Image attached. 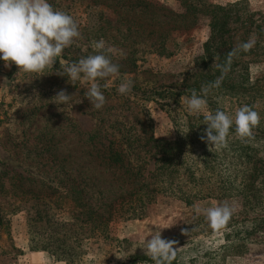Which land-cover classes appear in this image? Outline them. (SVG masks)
<instances>
[{"label":"rangeland","instance_id":"rangeland-1","mask_svg":"<svg viewBox=\"0 0 264 264\" xmlns=\"http://www.w3.org/2000/svg\"><path fill=\"white\" fill-rule=\"evenodd\" d=\"M237 1L241 0H49L74 18L81 37L42 76L19 71L15 64L7 68L0 60V264H154L139 259L148 256L138 244L155 231V225L169 224L161 235L176 241V264H264V224L254 231L235 232L241 227L248 230L246 219L264 218V199L250 208L241 195H227L203 163L199 142L187 144L183 151L185 167L193 175L190 203L159 194L139 218L119 208L125 196L115 189V172L95 153V146L103 149L99 142L106 145L118 134L138 139L186 133L187 98L166 109L139 96L155 88H176L199 73L195 59L202 54L210 31L205 6ZM243 1L253 14L252 27H238L225 38L236 49L254 41L250 51L238 54L254 82L264 77V33L258 36L253 29H264V0ZM187 3L202 11L192 12ZM247 28L251 30L246 33ZM101 39L111 47L110 58L120 68L118 75L97 81L106 97L97 110L85 97L90 82L73 85L63 65L95 54L92 42ZM124 80H131L133 86L118 96ZM260 84L264 90V78ZM60 90L71 95L66 105L52 102ZM239 100L226 102L230 114L247 101ZM249 101L264 117V98ZM250 144L256 158L264 159V136ZM210 147L224 153L220 163L211 159L217 165L238 170L246 166L230 155L227 145ZM155 157L146 159L148 170L153 169ZM71 184L92 202L115 199L118 211L111 218L104 213L107 225L90 230L74 222L64 224L72 220L61 211V193ZM225 201L237 211L219 231L194 212V205L211 207ZM231 229L234 232L226 236Z\"/></svg>","mask_w":264,"mask_h":264},{"label":"trees","instance_id":"trees-1","mask_svg":"<svg viewBox=\"0 0 264 264\" xmlns=\"http://www.w3.org/2000/svg\"><path fill=\"white\" fill-rule=\"evenodd\" d=\"M186 5L192 12L202 11L196 5L188 3ZM204 11L210 20V31L202 54L195 59V67L200 68L199 73L190 76L187 82L181 83L176 88L169 85L163 89H151L148 94H144V92L139 98L145 99L146 102L166 105V109H168L170 105L179 103L181 98L190 97L192 90L201 94L202 86H208L209 92L205 99L208 110L212 112L217 108L228 112L229 107L226 106V102H230L231 105L233 102H239V98H245L248 102L246 101L243 105L250 106H253L250 99L255 101L257 98H264V90L260 84L264 77L254 82L249 80L247 65L244 60H241V56H238L241 54L240 51H237L233 57L226 73H222L217 67V65L226 64L228 54L236 49L230 44L227 45L225 36L230 31L237 30L238 27H252L253 14L247 9V2L241 0L226 6L208 4ZM249 28L246 29V33L251 30ZM253 29L256 30L255 34L258 36L264 33V29L262 31L257 30L258 27ZM56 65H58L57 61L54 67ZM218 79L219 85L214 86ZM120 95L118 93V96ZM187 127L185 134L177 135L174 138H156L153 135H148L136 139L133 135L118 134L113 139L110 138L106 145L99 142L103 149L95 146V153L99 156L100 161L115 172L113 181V184H117L115 189L122 190L125 196L121 199L119 208L129 211L130 217L139 218L144 215L147 206L159 194L173 196L187 204L190 203L189 181L193 175L192 169L185 167L187 165L184 163L183 151L185 146L191 142H199L203 146L204 151L201 154L203 163L216 174L221 188L227 195H241L243 204L250 208L260 205L264 199L262 198L264 196V159L256 158L257 151L251 146L250 141L264 136V117H261L259 126L253 130L254 138L251 140L242 141L235 136L234 127L230 130L227 147H225L228 152H231L232 157H236L241 160L242 165H246L243 170L215 163H220L224 158V153L222 149L220 151L211 149L210 151V145L201 140L200 137L204 135V129L207 127L204 124L203 115L189 114ZM151 157H155V162L153 169L148 170L146 165L149 161L146 159ZM101 189L107 191L111 188L102 187ZM116 204L115 199L112 202V199L109 198L104 201L98 199L92 202V200L84 198L82 191L74 184L69 185L67 190L61 193V211L67 213L72 220L64 224L71 225L74 222V224H80L82 228L89 226L90 230L107 225L105 223L107 217L104 216V213L106 212L111 218L118 211ZM124 206L125 208H123ZM246 220V222H250L248 230H243L241 227L235 232L254 231L264 224L262 217H252ZM232 231L234 232L231 229L226 236ZM139 259L155 264L150 257L142 256ZM171 264H176V260L173 259Z\"/></svg>","mask_w":264,"mask_h":264},{"label":"clouds","instance_id":"clouds-1","mask_svg":"<svg viewBox=\"0 0 264 264\" xmlns=\"http://www.w3.org/2000/svg\"><path fill=\"white\" fill-rule=\"evenodd\" d=\"M80 37L79 26L74 18L63 10L55 9L49 0H0V60L4 61L7 68L15 64L19 71L42 76L46 69L54 67L64 49L72 46ZM253 46V40L241 43L228 54L226 64L217 67L222 73H226L237 51L248 52ZM92 48L95 54L63 65V72L73 85L78 81L90 82L85 97L95 109L100 110L106 103V97L97 81L118 75L120 66L113 63L109 55L112 49L106 47L103 39L93 41ZM219 83L218 79L214 86ZM132 86L131 80H124L119 84L117 91L125 95ZM103 87L108 85L104 84ZM208 92L209 87L202 86L201 94L192 90L190 97L185 100L189 114L203 115L207 127L204 129V135L200 137L201 140L218 149L225 147L233 127L235 136L240 140L253 139V130L259 126L261 120L259 112L247 104L238 107L234 114L220 108L214 112L209 111L205 99ZM70 100L71 95L65 90H60L52 102L66 105ZM209 150L211 151L210 148ZM236 211V207L227 201L211 207L194 205L195 214L203 215L214 231L225 228ZM171 225H155V231L138 244L155 264H171L176 257V241L167 240L161 235V230ZM185 232L187 234V230Z\"/></svg>","mask_w":264,"mask_h":264},{"label":"crops","instance_id":"crops-1","mask_svg":"<svg viewBox=\"0 0 264 264\" xmlns=\"http://www.w3.org/2000/svg\"><path fill=\"white\" fill-rule=\"evenodd\" d=\"M19 256H22V255H19Z\"/></svg>","mask_w":264,"mask_h":264}]
</instances>
